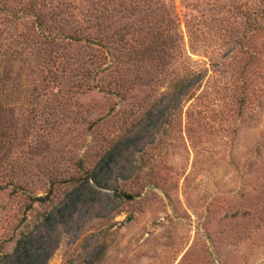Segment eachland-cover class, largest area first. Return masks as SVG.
I'll list each match as a JSON object with an SVG mask.
<instances>
[{"label": "rangeland", "instance_id": "374dc122", "mask_svg": "<svg viewBox=\"0 0 264 264\" xmlns=\"http://www.w3.org/2000/svg\"><path fill=\"white\" fill-rule=\"evenodd\" d=\"M26 1L0 0V250L11 259L29 234L19 264L88 260L101 244L100 264H264V81L240 115L221 58L239 28L230 1L251 0H145L171 9L203 72L181 98L176 63L135 50L153 39L148 17L133 53L95 42L94 16L122 22L143 0H31L39 19ZM20 189L46 201L27 210Z\"/></svg>", "mask_w": 264, "mask_h": 264}, {"label": "trees", "instance_id": "16d2710c", "mask_svg": "<svg viewBox=\"0 0 264 264\" xmlns=\"http://www.w3.org/2000/svg\"><path fill=\"white\" fill-rule=\"evenodd\" d=\"M147 1V0H146ZM143 0L140 4L138 1H133L127 4V13L124 15V20L119 21L120 17L114 16V14L107 12L108 16L101 14L94 16L95 27L100 35L95 39L96 44L102 45L107 48L106 53L112 55L113 51H116L115 46L126 49L128 46L132 48L130 53L135 50H139V53H147L157 60L160 66L164 64L176 63L177 69L173 78V86L178 89L177 98L183 96H192L194 91L198 88L202 71L196 68L195 63L193 66L189 64V56L183 51L180 45V38L176 29V23L173 18L171 9L163 8L160 11V6L155 7L154 10L150 7L149 3ZM150 1V0H148ZM230 1V0H228ZM140 2V0H139ZM230 1L232 9H235L236 14L240 18L238 22V30L236 37H231L228 42L224 44L232 45L228 52L221 56L222 60L231 58L234 64V70H231L236 80L240 83V97L237 98V110L240 111V115H244L248 110V86L251 79L264 81V0H251L249 3H242L239 7L234 6ZM23 5V13L39 19L38 9H34V5L31 4V0L25 2ZM112 11H114L112 9ZM115 12V11H114ZM148 17V26H145L149 31L144 32V37L151 36L153 39L151 44L142 47L144 41L137 43V49L133 50L132 42H135L133 35L136 32H141L135 16ZM102 16V17H99ZM110 18V19H109ZM113 18V19H111ZM108 20L107 24L105 22ZM111 28V29H110ZM112 33H107V32ZM128 36V40L126 37ZM129 38L132 40L130 41ZM102 41V42H101ZM142 42V43H141ZM116 43V44H114ZM143 50L141 51V49ZM217 54V53H215ZM214 55L213 51L205 53V57L210 58ZM212 59V58H210ZM209 59V60H210ZM188 65V66H187ZM202 72V73H201ZM87 180V179H86ZM8 183L4 184L6 187ZM3 188V187H2ZM15 189V187H12ZM21 190V189H20ZM20 195H23L27 200L26 209H30L33 204H42L46 201V195H31L24 190H21ZM24 240H17L14 244L16 254L12 255L0 250V264H19L21 256H23L22 245L30 240V235L27 234ZM26 240V241H25ZM105 245L101 244L97 250L94 251L90 259L70 260L64 264H100L101 256L104 255ZM22 253V254H21ZM7 262V263H5Z\"/></svg>", "mask_w": 264, "mask_h": 264}]
</instances>
